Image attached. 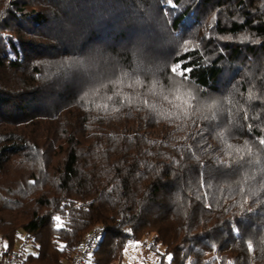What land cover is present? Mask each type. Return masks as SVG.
<instances>
[{
  "label": "trees",
  "instance_id": "obj_1",
  "mask_svg": "<svg viewBox=\"0 0 264 264\" xmlns=\"http://www.w3.org/2000/svg\"><path fill=\"white\" fill-rule=\"evenodd\" d=\"M262 139L264 0H0L14 264H264Z\"/></svg>",
  "mask_w": 264,
  "mask_h": 264
},
{
  "label": "built area",
  "instance_id": "obj_2",
  "mask_svg": "<svg viewBox=\"0 0 264 264\" xmlns=\"http://www.w3.org/2000/svg\"><path fill=\"white\" fill-rule=\"evenodd\" d=\"M101 233V228L97 227L87 232L82 242L74 250L70 260L65 264H86L99 240L97 237H100ZM18 257V253L15 249H6L0 246V264H14Z\"/></svg>",
  "mask_w": 264,
  "mask_h": 264
},
{
  "label": "rangeland",
  "instance_id": "obj_3",
  "mask_svg": "<svg viewBox=\"0 0 264 264\" xmlns=\"http://www.w3.org/2000/svg\"><path fill=\"white\" fill-rule=\"evenodd\" d=\"M17 262V259L14 263ZM121 264H156V255L142 242H130L125 247V255Z\"/></svg>",
  "mask_w": 264,
  "mask_h": 264
},
{
  "label": "snow or ice",
  "instance_id": "obj_4",
  "mask_svg": "<svg viewBox=\"0 0 264 264\" xmlns=\"http://www.w3.org/2000/svg\"><path fill=\"white\" fill-rule=\"evenodd\" d=\"M167 2H168V3H171V0H167ZM189 71H190V69L182 68L180 63H176V64H175L174 66H172L171 69H170V72H171L172 74H176V75L181 76V77H184L185 73H187V72H189ZM260 143H261V144H264V139L260 140ZM56 219L59 220L60 218H59V217H56ZM237 231H238V229H237ZM97 239H100V237H97ZM248 248L251 249V248H252V245L249 244V245H248ZM171 259H172V257H171V255H169V256L167 257V260H168L169 264H170V262H171Z\"/></svg>",
  "mask_w": 264,
  "mask_h": 264
}]
</instances>
